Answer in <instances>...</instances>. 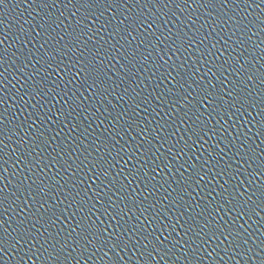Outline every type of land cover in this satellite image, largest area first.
Listing matches in <instances>:
<instances>
[{"label":"water","instance_id":"obj_1","mask_svg":"<svg viewBox=\"0 0 264 264\" xmlns=\"http://www.w3.org/2000/svg\"><path fill=\"white\" fill-rule=\"evenodd\" d=\"M0 264H264V0H0Z\"/></svg>","mask_w":264,"mask_h":264}]
</instances>
